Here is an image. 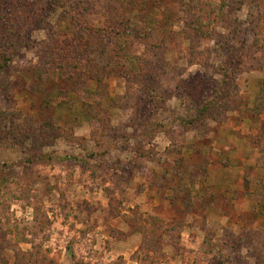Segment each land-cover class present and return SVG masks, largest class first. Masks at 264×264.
I'll return each instance as SVG.
<instances>
[{"label": "rangeland", "instance_id": "rangeland-1", "mask_svg": "<svg viewBox=\"0 0 264 264\" xmlns=\"http://www.w3.org/2000/svg\"><path fill=\"white\" fill-rule=\"evenodd\" d=\"M76 1L96 9L86 33L101 28L108 0ZM162 2L175 19L171 32L103 49L98 63L111 67L100 79L67 82L59 80L66 71L81 72L59 53L60 39L74 31L60 24L61 10L0 0V43L14 50L0 80V264L18 256L31 264H264V193L244 195L264 186V113L249 118L243 110L255 108L264 78L252 35L258 0ZM193 5L204 11L200 28L209 38L186 17ZM102 37L95 35L98 50L106 39L111 49L113 39ZM127 55L138 59L129 64ZM223 92L227 112L218 104L204 115L221 122L184 124ZM151 93L163 99L157 112ZM63 98L67 104L54 108ZM98 103L103 123L85 112ZM243 137L259 139L260 148L247 151ZM201 155L211 160L209 176L190 184L188 211L181 184L192 181ZM179 158L186 168L174 164ZM150 218L177 231L153 234Z\"/></svg>", "mask_w": 264, "mask_h": 264}, {"label": "trees", "instance_id": "trees-1", "mask_svg": "<svg viewBox=\"0 0 264 264\" xmlns=\"http://www.w3.org/2000/svg\"><path fill=\"white\" fill-rule=\"evenodd\" d=\"M43 1H46L48 3V6L46 8L44 5H42V7L40 8L41 10L48 9L47 14L50 15L55 14L57 11L61 10V16L59 17L60 24H68V26L71 27L72 30H74L73 33L71 32L69 34H65L64 38L60 39L59 53L63 54L66 59H68V56H70L72 66L76 69L80 67L81 73H68L66 71L67 76L59 79L60 81L67 80V82H69V80H71L78 82L80 77H82L83 80H87L89 78L92 79L95 77L100 79V75L103 76L104 70L108 67H111V65L109 64V66L107 67L104 66V64L101 65L100 63H98L100 59L98 52L101 53L104 49L105 51H108L111 54L118 47L124 48L122 46L125 45L126 39H151L153 36L158 34H162V36H165L166 33L171 32L172 24L175 22V19L171 17V15L166 11V7L163 5L162 0H108L103 4L101 10L102 15H104L105 17L103 26L101 28L96 29L95 31H93V29H89L88 35L86 33V29H84L86 25V18L89 14L93 13V11L96 10L94 9L95 6L91 4L86 5L84 4V2L76 0H55L53 3H50L49 0ZM224 2H226V0H224ZM7 3L4 2L5 5H7ZM7 6H10V4ZM7 6L5 7L6 9ZM225 6H227V3H225ZM254 6L257 24L252 29V35L254 38V44L259 50L258 53L261 54V56H264V0H258V2H255ZM197 8L198 7L196 5L190 6L186 17H194V19H192V25H194V28L199 31V34H202L206 38H209V35L203 33V28H200L204 25V11L201 8ZM87 10L89 13L86 12ZM31 14L32 13H29V16ZM219 15H222V11H219L217 13V16ZM9 16L10 14H8V17ZM3 21H5V19L0 12V22ZM184 22L186 23L185 19ZM43 25H45V22H43ZM78 34H82V36H79ZM95 35H99L101 37L110 36V38L113 39L114 46L109 49V47H107L106 39V41H104L103 43L104 45L102 46V48L98 50V47H96V40L99 41V39H97L98 37L95 38ZM1 47L2 46L0 43V48ZM4 48L5 46L0 49V80L2 75L6 72L7 67L9 68L8 62L12 60L13 56L11 53V49L13 50L11 43L10 49L8 51L4 50ZM12 52H14V50ZM127 59L130 64L132 61H136L138 58L127 55ZM63 69L64 67L61 64L57 66V70L61 71ZM61 85L64 84L62 83ZM216 97L217 94L215 95V97H211L208 103H206L205 105H203V107L197 110L196 116L187 120V122H184V124L187 123V126L193 127L194 123L200 121L204 123L202 124V127L205 128L206 120H212L218 123L221 122L220 117V119H217L210 115L207 118H205L204 116L206 112H210L209 109L211 111L216 110L218 104L221 105L222 111L225 108L224 103H226V100H224V92L222 93V96L219 97V99H221V102L218 101ZM99 99L100 96L98 95L97 99L94 100V102H98ZM148 100L151 102L153 110L156 112L159 111V108H161L159 102H161L163 99L159 98L156 93H151V96L148 98ZM51 102H54L52 103L54 104V108H57L59 106L63 107L65 104H67L68 99L63 98L62 100H52ZM82 102L87 105L84 99H82ZM87 109L88 110H85V112L89 117H96L99 123H103V121H105V115L101 110L100 103H98V105L95 104L92 106H87ZM243 110L245 112L244 114L246 115V117L249 118L253 116L258 117L264 113V78L259 95L255 102V108L253 110H248L247 107L243 104ZM224 112L227 111H225L224 109L223 113ZM220 115L223 116L222 113ZM95 124L99 125L98 123ZM27 130L30 131L28 128ZM48 130H50L51 133L55 132V128L53 127V125H49ZM28 134L30 137L32 135V138H34L33 133L31 131ZM254 138L255 137H248L251 146L253 148H260V140ZM262 152H264V149H262ZM210 161L211 160H209L208 158L203 157V155L200 156V161L195 165V168L192 169V181H188L189 183H187V185L181 184V181H183L185 175V170L183 169L182 171H179L176 174V176H178V174H180V176L182 175L181 178H179V181L184 188V199L186 200L185 207L188 211L192 210V208L195 206L192 200L193 191L190 184L193 183L197 186L202 185L204 183V180L207 179L209 176L208 164H210ZM174 164L186 168L183 158H179L175 161ZM2 182L3 180H1L0 176V187L2 185ZM259 187L260 188L258 189L257 193H244V195H248L249 197H251V199L258 197L257 194L260 195L264 193V186ZM214 195L215 193L212 188H206L205 196L209 200H211V203H213V200L215 199ZM258 205L259 204H257L256 206L254 205L253 211L255 212V214H257L258 210L260 209ZM150 221L153 226V234H158L160 231L164 232L165 234H170L172 232L177 231V229L174 227H167L162 222V220H159L157 218H150ZM17 260H19L17 264H31V262H33L32 257L31 259L30 257L27 259L26 257L18 256Z\"/></svg>", "mask_w": 264, "mask_h": 264}, {"label": "crops", "instance_id": "crops-1", "mask_svg": "<svg viewBox=\"0 0 264 264\" xmlns=\"http://www.w3.org/2000/svg\"><path fill=\"white\" fill-rule=\"evenodd\" d=\"M208 139L210 140V145H212L213 143H214V140H215V138L214 137H208ZM243 144H245L244 145V148H245V146H247L248 148H247V151H251L250 150V148L252 149V150H254V148L251 146V144H250V142H249V139H248V137H243ZM225 146V145H224ZM221 148H223V146L221 147ZM246 149V148H245ZM243 160H244V158H243ZM245 192L244 193H252L253 191H249L248 189H246V190H244ZM246 196H248V195H246Z\"/></svg>", "mask_w": 264, "mask_h": 264}]
</instances>
